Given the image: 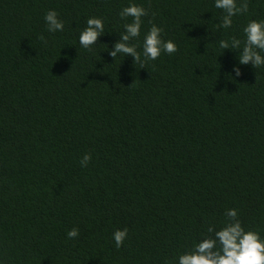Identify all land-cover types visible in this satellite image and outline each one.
<instances>
[{
	"label": "trees",
	"instance_id": "trees-1",
	"mask_svg": "<svg viewBox=\"0 0 264 264\" xmlns=\"http://www.w3.org/2000/svg\"><path fill=\"white\" fill-rule=\"evenodd\" d=\"M128 2L0 0L2 264H176L230 208L264 238V66L237 77L236 51L219 47L243 45L264 0L227 29L214 0H134L147 10L137 51L153 23L177 47L143 63L107 52ZM89 17L105 33L84 48Z\"/></svg>",
	"mask_w": 264,
	"mask_h": 264
},
{
	"label": "clouds",
	"instance_id": "clouds-1",
	"mask_svg": "<svg viewBox=\"0 0 264 264\" xmlns=\"http://www.w3.org/2000/svg\"><path fill=\"white\" fill-rule=\"evenodd\" d=\"M214 7L221 9L224 15L221 18L219 28H230L232 18L247 11V3L242 2L239 6L237 0H214ZM147 15V10L141 5L129 0L123 7L119 16L121 19L131 17V22L123 24V31L118 39L107 47V52L113 59L118 54L130 56L133 62H141L143 56L147 60H156L161 52L172 54L177 50L173 40L162 39L163 29L155 23L147 29L143 35L142 43L139 44L141 51H137L138 45L132 41L141 35L142 17ZM44 21L49 32L62 31L64 24L55 10H48ZM105 33L104 22L98 17H89L85 27L78 36L79 44L89 48L95 44L100 36ZM244 42L236 38L220 40L219 47L222 50L236 51V63L231 71L235 76L241 75V66L250 65L252 68L264 66V20H250L244 27ZM91 159L90 154L85 153L80 159V166L87 167ZM226 220L222 227L208 226L207 233L194 246L179 254L176 264H264V238L259 232L245 230L238 219V211L230 208L225 212ZM128 229L118 228L113 231L112 239L116 247H120L127 238ZM79 235V229L71 228L66 232L68 239H75ZM2 264V261H0Z\"/></svg>",
	"mask_w": 264,
	"mask_h": 264
}]
</instances>
